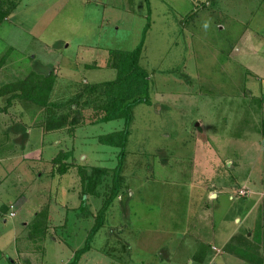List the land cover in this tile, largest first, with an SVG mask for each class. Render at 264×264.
Wrapping results in <instances>:
<instances>
[{
	"label": "rangeland",
	"instance_id": "obj_1",
	"mask_svg": "<svg viewBox=\"0 0 264 264\" xmlns=\"http://www.w3.org/2000/svg\"><path fill=\"white\" fill-rule=\"evenodd\" d=\"M13 1L0 26V264H68L87 244L79 264H255L225 251L239 234L264 264V0ZM139 46L150 103L130 111L121 193L91 237L106 197L81 171L117 167L107 143L125 119L48 132L15 94L52 68V92L35 89L67 102L117 78L112 51Z\"/></svg>",
	"mask_w": 264,
	"mask_h": 264
},
{
	"label": "trees",
	"instance_id": "obj_2",
	"mask_svg": "<svg viewBox=\"0 0 264 264\" xmlns=\"http://www.w3.org/2000/svg\"><path fill=\"white\" fill-rule=\"evenodd\" d=\"M4 20L5 19H2V15L0 12V24ZM146 30L144 37L146 35ZM141 49L142 46H139L133 51V53L128 55L126 54L125 57L121 52L112 51L111 54L115 57V60L111 58V60H114L112 62V67H115V69H117L119 72L117 78H115V80H111L105 83L87 85L83 88L80 93H76L74 99H71L67 102L50 104L48 100L49 97L47 99L42 98L41 95H39L40 93L35 89L37 87V84L35 83L38 80L39 84L41 85V88L42 86L44 87V94L49 95L52 92L53 83L55 84L56 81V76L53 73L52 68L40 70V73L32 72L30 74V78H32L31 82H29V84L22 91L19 92L20 94H15L19 98H22L21 96L23 94H27L29 101L31 98V103H35L38 109L43 110V122L40 125H43L45 128H47L48 132L53 130L59 131L63 126H65L64 124L69 119L73 123H77L80 118L84 119L85 117H87L93 120L91 121L93 124H99L104 122L107 123L122 118L125 119V129L110 135V140L113 137H116L118 139L116 143H107L114 147H120V154L118 156L119 161L117 167L111 170H104L100 168L97 170L96 168H89L84 169V172L83 170L81 171L84 180V188L87 189L89 193L93 192L97 195L98 191L100 193L99 195H105L106 197L105 202L100 211V215L98 216V223L95 224L94 228L89 234L91 235V237L104 224V215H101V212L104 210V208L109 207L112 203V200L117 197L119 193H121L118 189V185L123 169V161L126 157L127 139L130 133V111L132 107L137 104L150 103L148 96H145V93L143 94V92L147 91L144 86V81L147 79V77H145V70L141 69L138 66V60L140 57ZM115 52L117 53V55L115 54ZM120 61L122 62L120 63ZM130 78H132V85H134L135 88H138V90L136 93L132 95L128 94V96H126L127 92L125 88L119 89L117 88V86L121 85L123 80L128 81ZM15 85H19V83H14V86ZM13 92H15L14 89ZM85 92L87 93V95H84ZM12 98L15 99L14 95ZM72 106H76L79 110L75 112V116L70 117V113L72 112ZM85 111H88L90 115L88 116V114H84ZM107 138H109V136ZM60 159L61 156H58L53 160L54 163L59 164V168L55 169V171L58 174H65L67 173L68 168H70L71 165H62ZM101 190H103V193H101ZM107 192L109 194H107ZM81 208L83 212L89 210L86 209L85 206H81ZM0 212L4 215L5 212H8V207L2 206L0 208ZM239 235L234 237L236 238L237 242H229L225 246V251H227V253L229 252L235 257H239L245 262L261 264L262 259H259L257 255L253 253V249H251V246L249 245L251 243V241L248 240L249 238L246 236ZM88 240L90 241V237ZM233 241H235V239H233ZM89 250L90 245H85L77 251V253L74 255V257L68 264H79L80 258L85 252Z\"/></svg>",
	"mask_w": 264,
	"mask_h": 264
},
{
	"label": "crops",
	"instance_id": "obj_3",
	"mask_svg": "<svg viewBox=\"0 0 264 264\" xmlns=\"http://www.w3.org/2000/svg\"><path fill=\"white\" fill-rule=\"evenodd\" d=\"M2 0H0V5H1V2ZM15 1H11V2H9L10 4H8L6 7H5V9L4 8H2L1 6H0V12H1V15H2V19H12L14 16H15V10H16V8H17V4L16 3H14ZM4 20V21H5ZM3 21V22H4ZM3 22L0 24V26L3 24ZM13 49V48H12ZM6 129H7V127H5ZM10 128V127H9ZM8 130V129H7ZM23 130H24V125H21L18 129H17V131L18 132H16L15 134H20V135H22V136H24V132H23ZM26 130V129H25ZM13 134V133H12ZM29 134V132H25V136L26 135H28ZM7 137H10V135L8 136L7 135ZM14 139V138H13ZM12 139V140H13ZM3 149H5V148H3ZM2 206L0 205V208H1Z\"/></svg>",
	"mask_w": 264,
	"mask_h": 264
}]
</instances>
